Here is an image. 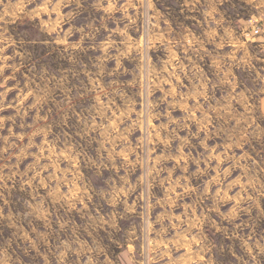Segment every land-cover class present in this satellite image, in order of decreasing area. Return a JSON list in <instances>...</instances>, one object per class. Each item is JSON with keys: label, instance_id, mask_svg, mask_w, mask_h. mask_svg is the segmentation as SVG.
<instances>
[{"label": "rangeland", "instance_id": "374dc122", "mask_svg": "<svg viewBox=\"0 0 264 264\" xmlns=\"http://www.w3.org/2000/svg\"><path fill=\"white\" fill-rule=\"evenodd\" d=\"M264 0H0V264H264Z\"/></svg>", "mask_w": 264, "mask_h": 264}, {"label": "crops", "instance_id": "0c3cea01", "mask_svg": "<svg viewBox=\"0 0 264 264\" xmlns=\"http://www.w3.org/2000/svg\"><path fill=\"white\" fill-rule=\"evenodd\" d=\"M262 110H263V114H264V96L262 98ZM263 163H264V158H263Z\"/></svg>", "mask_w": 264, "mask_h": 264}]
</instances>
